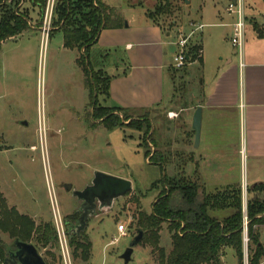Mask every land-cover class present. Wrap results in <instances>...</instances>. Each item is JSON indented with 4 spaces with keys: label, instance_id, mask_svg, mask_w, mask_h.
<instances>
[{
    "label": "rangeland",
    "instance_id": "obj_1",
    "mask_svg": "<svg viewBox=\"0 0 264 264\" xmlns=\"http://www.w3.org/2000/svg\"><path fill=\"white\" fill-rule=\"evenodd\" d=\"M59 1L55 0L53 13ZM104 1L116 7L127 24L144 25V13L153 14L166 0ZM168 1L170 11L150 19L176 35L177 28H183V36L189 37L186 50L198 43L200 37L207 61L202 67L192 57L180 69L171 66L169 94L158 106L137 114L116 110L101 87L96 90L89 86L88 77L76 63L80 52L63 48L62 33L59 26L53 25V15L49 27L43 28V20L40 22L39 15L33 17L26 0H19L17 4L7 0L6 9H1L27 12L32 19L29 33L0 46V199L6 207H29L35 201L39 209L36 221L52 224L55 230L53 211L57 210L63 225L64 219L73 216L76 220L80 214V202L64 185L81 190L91 182L95 172L131 182L129 193L115 199L110 207L97 206L86 222L82 234L91 243L89 258L83 259L80 249L69 245L67 238L65 257L58 240L56 245L37 246L46 264H125L121 255L137 235L138 211L149 213L160 190L150 189L151 184L163 175L190 176L193 165L188 162L187 154L197 148L189 118L193 106L200 100V81L209 74L214 46L219 44L220 34L227 32L226 24L230 21L233 24L234 20L224 11L227 0H186L188 4L185 0ZM242 4L248 32L259 31L264 27V0H242ZM128 5L132 7L128 9ZM199 9L204 26L201 34L199 31L194 34L193 31L200 29L194 17ZM246 37L252 39L247 33ZM171 38L175 39L173 34ZM98 47L92 46L88 51L94 71L101 68L99 64L111 62V58L104 61ZM229 49L234 51L232 47ZM168 55L171 58V52ZM232 57L237 58L236 53ZM94 95L96 103L92 105ZM107 117L117 119L122 126L108 131L103 124ZM130 122L141 123V131L127 127ZM155 150L167 158L163 168L150 162ZM232 158V163L243 169V160ZM213 195L220 202L232 196ZM19 211L30 212L29 208H19ZM241 212L243 217L242 209ZM228 214L229 211H224L213 215ZM119 225L126 228V236H120ZM253 230L264 252V227ZM159 236V246L168 252L170 233L165 223ZM0 239L6 245L13 242L7 233L1 232ZM253 246L249 241V255ZM220 260L222 264H238L230 247L224 249ZM157 261L158 251L142 240L133 247L127 264H157ZM260 261H264V255Z\"/></svg>",
    "mask_w": 264,
    "mask_h": 264
},
{
    "label": "crops",
    "instance_id": "obj_2",
    "mask_svg": "<svg viewBox=\"0 0 264 264\" xmlns=\"http://www.w3.org/2000/svg\"><path fill=\"white\" fill-rule=\"evenodd\" d=\"M101 1L105 3L104 0ZM185 4H188L186 0ZM110 7L120 13L116 7ZM127 7L130 9L132 6ZM30 12L33 17L38 16L35 7L30 8ZM200 13L199 9L194 17L197 19L195 24L201 28L193 31L194 34L198 31L199 34L202 33L204 25L200 22ZM226 14L234 20V16ZM144 15V25H130L124 21L121 28L101 30L97 43L93 45L102 50L103 55L100 56L104 57V61L111 58L110 63L103 62L99 64L101 68L97 69L104 71L110 78L109 103L130 114L143 113L158 106L169 94V75L173 66V53L176 51L175 43L177 36L184 33L183 28H177V35L171 30H163L160 25L147 18L146 12ZM30 21L32 23L31 17ZM226 25L228 30L225 35L220 34L219 44L214 46L209 74L200 81V100L193 106L189 118L192 124L196 108H201L199 143L195 151L190 150L187 154L188 162L193 165L191 177H188L201 178L199 182L209 195L239 188L241 205L246 206L247 190L254 184L264 183V36H259L257 29L248 32L247 23L245 24L243 66H240L238 59L232 57L235 51L229 49L232 47L229 41L231 21ZM190 31L191 29L187 32ZM29 32L27 30L18 38L10 40L16 41ZM246 33L251 35V40L247 39ZM171 34L175 37L173 41ZM196 45L200 46L199 64L203 67L207 54L200 37ZM170 52L171 58L168 55ZM111 69L109 73L108 70ZM194 94L195 91L191 92L192 98ZM233 156L243 160V169L232 163ZM35 205L37 204L33 201L29 207H7L30 217L39 225L43 222L36 221L39 209ZM19 208H29L30 212H21ZM224 211H229V214L220 217L213 215ZM232 212V208H225L209 211V215L224 220Z\"/></svg>",
    "mask_w": 264,
    "mask_h": 264
},
{
    "label": "trees",
    "instance_id": "obj_3",
    "mask_svg": "<svg viewBox=\"0 0 264 264\" xmlns=\"http://www.w3.org/2000/svg\"><path fill=\"white\" fill-rule=\"evenodd\" d=\"M16 1V4L19 0ZM31 8L38 10L41 22L47 0H26ZM7 0H0V46L7 40L16 39L29 30L30 16L27 12L19 13L6 9ZM140 5V4H138ZM170 2L159 4L153 14L146 13L147 17H157L170 10ZM53 15V25L59 26L62 33L63 47L80 52L76 63L88 77V84L92 89L101 87L108 98L109 76L102 70L94 71L91 67L88 51L97 43L101 30L121 28L124 19L115 8L108 6L101 0H60ZM55 15V16H54ZM152 21V19H150ZM264 33V27L258 32ZM188 61L196 58L201 63L200 46L192 45L186 50ZM96 103V96L93 103ZM95 107V106H94ZM116 110L124 111L115 107ZM100 110H95V115ZM104 115V114H103ZM104 126L111 131L122 126L117 119L107 117ZM141 124V123H140ZM140 124L130 122L127 127L141 131ZM148 127V126H147ZM156 144V143H154ZM147 155V152L144 154ZM167 158L163 152L154 151L150 162L161 168L166 164ZM158 187L159 193L151 204L149 213L138 211L136 222L138 230L143 231L144 241L149 242L158 251L157 264H222L221 255L226 247L233 249L238 264L242 259V205L241 191L233 188L231 194L226 196L227 201L220 202L217 198L205 192L204 186L198 178L167 177L163 175L153 182L150 189ZM246 215L248 219V235L253 243L249 262L258 264L264 255L263 247L258 241V234L254 226H264V183L252 185L247 190ZM232 208L233 212L224 220H218L209 215V211ZM73 216L64 219V226L69 245L80 249L83 259L89 258L91 243L86 240L82 232L79 234L69 232V226L74 224ZM167 225L170 233V249L168 252L159 246V231L162 224ZM7 233L13 239L26 243L46 247L56 245L57 239L52 224L42 223L36 225L26 215H20L13 208L8 209L0 199V233ZM6 257L5 244L0 239V262Z\"/></svg>",
    "mask_w": 264,
    "mask_h": 264
},
{
    "label": "water",
    "instance_id": "obj_4",
    "mask_svg": "<svg viewBox=\"0 0 264 264\" xmlns=\"http://www.w3.org/2000/svg\"><path fill=\"white\" fill-rule=\"evenodd\" d=\"M235 1V0H232ZM201 127V108H196L192 117V129L194 131V146L199 143ZM66 191L80 202L79 216L75 223L69 226V232L79 234L85 228L89 217L93 215L96 207H110L113 201L131 191V182L111 175L95 172L91 182L81 190L73 189L70 184L64 185ZM143 239V231L138 230L137 235L121 255L124 263L127 264L137 244ZM6 257L0 264H46L38 250L31 243L16 239L11 245H5Z\"/></svg>",
    "mask_w": 264,
    "mask_h": 264
},
{
    "label": "built area",
    "instance_id": "obj_5",
    "mask_svg": "<svg viewBox=\"0 0 264 264\" xmlns=\"http://www.w3.org/2000/svg\"><path fill=\"white\" fill-rule=\"evenodd\" d=\"M55 0H47L44 13H43V28H48L52 19L53 7ZM226 12L232 16H234V22L232 24V32L229 38L231 46L234 48L237 59L239 61V65L243 66V49L245 44V14L244 8L242 4V0H228V4L226 7ZM198 28H201L199 25ZM188 36H179L176 41V52L172 58V64L175 68H182L185 63L188 61L186 46L188 42ZM243 217H242V259L241 264H250L249 262V254H248V242L250 241L248 235V219L246 215V206H242ZM53 219L55 225V233L56 239L59 243V248L62 251L63 256L65 257L68 254V245H67V235L65 231V226L63 225L61 216L57 212V210L53 211ZM256 227V226H254ZM125 227L123 225L117 226V231L120 236H126ZM258 264H264V261H260Z\"/></svg>",
    "mask_w": 264,
    "mask_h": 264
}]
</instances>
